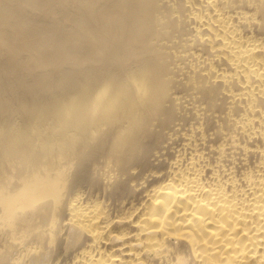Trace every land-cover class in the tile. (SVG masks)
I'll use <instances>...</instances> for the list:
<instances>
[{"label":"bare ground","instance_id":"bare-ground-1","mask_svg":"<svg viewBox=\"0 0 264 264\" xmlns=\"http://www.w3.org/2000/svg\"><path fill=\"white\" fill-rule=\"evenodd\" d=\"M0 264H264V0H0Z\"/></svg>","mask_w":264,"mask_h":264}]
</instances>
